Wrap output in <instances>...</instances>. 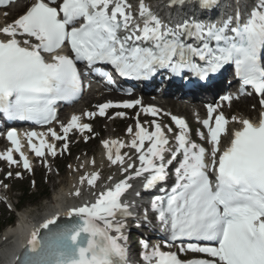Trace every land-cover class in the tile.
<instances>
[{
  "label": "snow or ice",
  "instance_id": "snow-or-ice-1",
  "mask_svg": "<svg viewBox=\"0 0 264 264\" xmlns=\"http://www.w3.org/2000/svg\"><path fill=\"white\" fill-rule=\"evenodd\" d=\"M186 3L211 10L220 0H170V6ZM56 4L57 0H36L24 15L0 28V33L8 37L0 39V112L9 118L38 124L55 119L56 101L75 98L81 91L77 62L89 67L97 63L110 64L120 76L145 80L159 69H169L177 76L187 70L204 79L231 64L243 85L251 86L264 96L261 60L264 0H259L246 16L238 11L235 17L228 16L221 23L204 24L193 20L175 27L164 24L145 0H138L135 9L130 0H62L58 7L52 6ZM65 44L70 46L73 56L54 55V62L45 61L42 53H55ZM108 80L111 82L110 75ZM222 99L230 101L231 97ZM260 103L264 107V99ZM137 105H141L139 99L108 102L98 106V114L104 116L108 108ZM219 107L208 105V118L202 121L208 129L210 151L189 139L187 123L176 116L171 117L180 128L175 136V147L170 145L160 123L151 122L153 131L143 127L138 120L139 113L135 138L129 145L114 140L109 146V141H102L110 163L119 164L122 174L132 170L131 174L99 192L91 205L66 213L75 214L81 222L49 229L57 218L45 221L41 227L49 231L43 237L38 236V230L32 232L22 264H127V248L120 241H127L123 230L127 227L125 221L132 215L129 205L122 201V196L132 187L129 181L148 173L143 185L146 190L165 182L167 167L178 155L183 158L175 169L171 194L166 200H153L151 208L172 241L194 240L214 245L188 243L181 251L205 253L212 259L182 262L176 253L161 251L158 246L147 252V242H143L146 250L143 258L149 264L153 261L155 264H264V113L258 124L233 116L231 119L243 127L229 133L228 120L222 111L217 112ZM142 111L156 116L159 110L148 106L142 107ZM213 113H217L215 117ZM85 115L91 118L97 113ZM116 115L123 117L125 113ZM78 120L79 117L73 115L69 124L62 125L64 136L57 135L51 128L48 131L54 139L65 141L74 127L91 131V125H80ZM127 131L131 134L132 127ZM198 134L204 138L203 133ZM222 134L229 139V146L223 150L220 147ZM26 135L29 148L37 157L45 156V148L50 155H56L55 145L46 144L41 138L37 146L32 143L37 133ZM7 139L20 153L23 167L30 170L16 132L9 131ZM145 141L149 145L141 151ZM63 147L67 150V142ZM121 147H131L139 153V167L135 162L123 166L127 153L121 155ZM166 153L170 154V159H166ZM0 159L9 164L17 163L11 150L0 155ZM128 160L132 157L128 156ZM210 172L215 175L214 181ZM98 178L99 173H92L90 178L81 177V183L87 180L94 187ZM75 195H80L79 191Z\"/></svg>",
  "mask_w": 264,
  "mask_h": 264
},
{
  "label": "bare ground",
  "instance_id": "bare-ground-1",
  "mask_svg": "<svg viewBox=\"0 0 264 264\" xmlns=\"http://www.w3.org/2000/svg\"><path fill=\"white\" fill-rule=\"evenodd\" d=\"M135 1H138V0H135ZM164 1L166 0H154L157 6H158V3L160 2L163 3ZM145 3L149 5L152 4L151 0H145ZM151 7L155 8L154 5ZM22 8H23V2H17L15 5H12L7 10L10 12V15L5 16L6 11L5 10L0 11V28H3L11 24V22H9V19L11 18V16L15 15V13L20 11ZM95 98H96V93L90 92L81 102L75 105L76 111L84 110V108H86L89 103L88 102L89 99L97 101L98 106L101 104H104L103 100L100 101L101 99L97 100ZM247 101H249L248 98L242 99L240 103H234V107L239 106V105L240 106L245 105ZM160 104L164 108H168V110L170 109L175 112H178L179 114H183L189 117L193 113H195L197 116H203L204 114V110L201 106L196 105L195 107L184 108L181 105V102H177V101L173 102L171 99H168V98H165V100H162ZM222 112L227 113L229 111L227 110V107H225L222 110ZM94 113L98 114V109L94 111ZM245 114L253 115L252 111H249V112L237 113L234 116H236L237 118H241ZM144 116L145 114L141 113L139 115V119L143 118ZM96 117H99V114ZM67 120L69 119L67 118ZM192 123L193 125L194 124L197 125L195 120ZM193 125L191 126V131H193L194 129ZM231 126L232 125L230 124L229 128ZM136 130L137 129H134L128 138H124L125 135H120L118 132L115 133L113 130H111L108 133L107 137L104 139V141L105 140L109 141V146H112L111 142L114 140L121 141L125 145H129L130 142L135 138ZM168 139L171 145L170 136H168ZM147 144L149 145V143ZM148 145L145 146L144 149H142L141 151H145ZM118 146L119 145H117V147ZM125 153H127V156H125L126 163L123 166L126 167L127 163L135 162L136 166L139 167L140 162L137 159L139 153H137L136 150L131 147H121L120 154L124 155ZM113 155H115V148H113ZM103 156L107 158V149L102 144L100 154H98L94 158V160L90 158L86 159V157H84L79 162L81 168H77L75 166L73 167V175L72 176L70 175L69 178H67V180H64L65 183H63L62 185H59V187L56 190H54V194L49 199V201L43 204L40 208L37 207L34 211H30L28 209L18 215V218L16 220L17 222L13 226H10L7 229H5L4 232L0 235V240L4 238L5 236H7L6 240H8V241L0 242V264H14L17 256L22 251L24 245L29 243L32 232L38 230V233H39L41 229L39 227L42 224H44L45 221L51 218V217H48V219L42 222V219H41L42 215H44L47 212L48 213L54 212L55 207L57 206L64 207L61 211H59V213H62L65 208L71 210L76 207L84 206L86 204L88 205V203H90L99 192L106 190V188L113 187L115 183L119 182L121 179H124L125 176L131 174L132 170H129V173L122 174L120 171L121 166L119 164L112 165L110 161L108 160V158L104 160ZM128 156L132 157L131 161L128 160ZM165 156H166V159H168L170 155L166 153ZM107 163L109 165L111 164V166H113L116 171L113 173L107 174L106 176H101L100 178L102 180L100 182L96 181V184L94 187L90 186L87 183V180L81 183V177L87 176L88 178H90L92 173H96L95 172L96 169H100L99 172L102 173L104 171V168L102 169V166H106ZM109 176H111L113 179L109 180L108 179ZM147 176H148V173H144L143 176L139 178H133L129 181L132 187L128 189L127 192L123 195L124 196L123 200L129 205V207L134 206L135 198L133 197V195L139 191L140 189L139 187L141 186L142 183L145 182V178ZM77 191H79L80 193V195L78 196L75 195ZM127 231H128V228H125L124 234H123L124 236L127 235ZM124 242L125 244L129 243L128 241H123V240L120 241V243H124Z\"/></svg>",
  "mask_w": 264,
  "mask_h": 264
},
{
  "label": "rangeland",
  "instance_id": "rangeland-1",
  "mask_svg": "<svg viewBox=\"0 0 264 264\" xmlns=\"http://www.w3.org/2000/svg\"><path fill=\"white\" fill-rule=\"evenodd\" d=\"M247 107L249 111H252L254 108V102L249 101ZM106 122H107L106 120L95 121L94 122L95 130L93 134L90 135L89 142L84 143L81 140L78 144L74 146L72 150V152H74L73 155L71 153L70 155H66L67 157L65 158L62 157L56 159L55 162L58 168H60V173H62V175L56 176V170L54 169H49V171H45L43 168H40V172H38V174L35 175V179H37L39 183V188L33 189V193L35 194L39 193L38 191H41L43 187H48L52 195V193H54V190H56L59 187V185L65 183L64 180H67V178H69L72 168V166L70 167L71 162L78 161V158L83 157L84 155L98 154L100 152L101 144L102 141L104 140V136L106 135V132H109L111 130L113 131L116 130L120 135H122L123 133H125V130L127 132L129 126H133L134 124L133 120H129V121L125 120V121L117 122L115 126L111 127ZM106 167H107L106 171L104 172L105 174L112 171L111 168H109L108 166ZM49 174H54L52 179L47 178ZM30 182H31V178L29 179L24 178V180L11 179V182H9V187L11 186L12 188V192L10 194L12 203L18 204V202H20L21 200V194L20 192H17L16 189L28 186V183ZM45 201H42L37 205L28 206V209L34 211V209H36L37 207L40 208ZM8 217H14V220L15 221L17 220V216H15L13 212H9L7 206H4L0 211V225L2 221L8 219ZM2 229L5 230L6 227H3ZM130 236H131L130 241H133L134 238L135 239L137 238L135 237L136 236L135 234L133 235V231L130 233Z\"/></svg>",
  "mask_w": 264,
  "mask_h": 264
},
{
  "label": "trees",
  "instance_id": "trees-1",
  "mask_svg": "<svg viewBox=\"0 0 264 264\" xmlns=\"http://www.w3.org/2000/svg\"><path fill=\"white\" fill-rule=\"evenodd\" d=\"M45 194H48V192H45Z\"/></svg>",
  "mask_w": 264,
  "mask_h": 264
}]
</instances>
